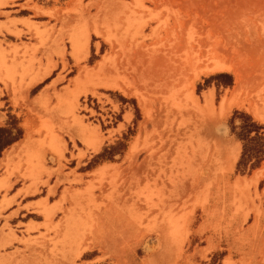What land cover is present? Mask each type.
I'll return each mask as SVG.
<instances>
[{
    "label": "rangeland",
    "instance_id": "obj_1",
    "mask_svg": "<svg viewBox=\"0 0 264 264\" xmlns=\"http://www.w3.org/2000/svg\"><path fill=\"white\" fill-rule=\"evenodd\" d=\"M254 109L264 0H0V264H264Z\"/></svg>",
    "mask_w": 264,
    "mask_h": 264
},
{
    "label": "bare ground",
    "instance_id": "obj_2",
    "mask_svg": "<svg viewBox=\"0 0 264 264\" xmlns=\"http://www.w3.org/2000/svg\"><path fill=\"white\" fill-rule=\"evenodd\" d=\"M81 49V48H80ZM80 52V51H79ZM79 58H80V56H78ZM225 68V66H223V64H221V63H218V62H215L213 65H210V66H206V68L204 69V70H201L199 73H197L196 75H195V79H197L198 78V76H200L199 74L200 73H214L216 70H223ZM116 70H117V72L119 73L120 71H119V68H116ZM137 70V69H136ZM89 71V72H88ZM135 71V68H133V71L132 72H134ZM108 73L110 72V71H107ZM107 72H106V70H105V62L104 63H101L100 65H98L96 68H94V69H89V70H87V72H86V74H85V76H84V79L86 78V79H89L88 77L90 76V78H92V77H96V79H97V86L96 87H107V88H110V89H118V90H123V87L125 88V89H127L128 90V88H130L129 87V84L127 83V82H125V80H122V79H120V80H115V79H110V78H104V75L105 74H107ZM139 72V71H138ZM44 74H46V73H44ZM43 74V75H44ZM135 74H137V72L135 73ZM103 76V77H102ZM106 76V75H105ZM109 76H111V75H109ZM120 76V75H119ZM43 77V76H42ZM41 77V78H42ZM116 77H118V74H117V76ZM81 78H83L82 76H81ZM121 78V77H120ZM35 79V78H34ZM38 78H36V80H37ZM36 80H33V82H32V85L36 82ZM80 80V76H77L76 78H75V82H78ZM38 81V80H37ZM240 82V81H239ZM121 84L123 85V87L121 86ZM240 84H242V83H240ZM161 88V87H160ZM159 88V89H160ZM162 89L163 88H161V90L160 91H162ZM165 89V88H164ZM165 99V98H164ZM174 99V98H173ZM173 99L172 100H167V98H166V100H163V103L165 104L164 105V107L167 109V110H170L171 109V106H177V103H175V101H173ZM203 101H204V104H203V106L205 107V108H209L210 106H211V104H212V93L210 92V93H206V94H204L203 95ZM225 100L223 99L221 102H220V109H219V113L220 114H223V113H225V110H226V103L224 102ZM197 101L195 100V101H193V104L196 106V107H198L197 106ZM147 104V103H146ZM257 111V109H254V112H256ZM147 114V113H146ZM256 115H259L261 118H264V115H262L259 111H257L256 112ZM209 125H207V127H208ZM30 129V128H29ZM31 129H32V127H31ZM224 130H225V127L223 128V127H220L219 128V132H221V133H223L224 132ZM31 133L32 132H29V133H27V136H26V138L20 143V145L19 146H11V148H12V151H10L9 153H7L6 154V156L7 157H10V153H12L13 151H15V150H17L18 148L19 149H21V150H24V149H27L28 148V145H29V141H30V137H31ZM71 138H73V139H76V138H78V139H80V140H82L87 146H95V148L94 149H97V146L96 145H93V144H91L90 143V141L88 140V137L87 136H85L82 132H77V133H75V134H73V135H71ZM231 150L232 151H230V156L232 157V159L234 160H236L237 159V156H238V153H239V147L237 146H235V147H232L231 148ZM258 173V172H257Z\"/></svg>",
    "mask_w": 264,
    "mask_h": 264
},
{
    "label": "trees",
    "instance_id": "obj_3",
    "mask_svg": "<svg viewBox=\"0 0 264 264\" xmlns=\"http://www.w3.org/2000/svg\"><path fill=\"white\" fill-rule=\"evenodd\" d=\"M249 118L246 116L245 120ZM243 129L246 130V135L239 136L238 138L243 141V152L239 160L240 164H247L251 155H257L258 160L254 161L250 165V169H253L259 165L261 160L264 157V137L261 134L262 126L253 122L251 119L243 124ZM251 133H254V136H250ZM21 136L20 130H17L16 134H11V130L8 128H0V154L1 152L16 142Z\"/></svg>",
    "mask_w": 264,
    "mask_h": 264
}]
</instances>
